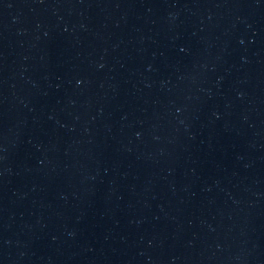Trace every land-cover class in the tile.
<instances>
[{
	"label": "water",
	"instance_id": "1",
	"mask_svg": "<svg viewBox=\"0 0 264 264\" xmlns=\"http://www.w3.org/2000/svg\"><path fill=\"white\" fill-rule=\"evenodd\" d=\"M0 264H264V0H0Z\"/></svg>",
	"mask_w": 264,
	"mask_h": 264
}]
</instances>
